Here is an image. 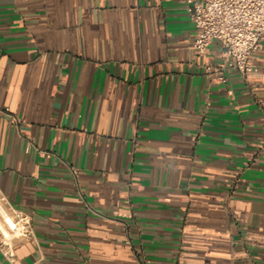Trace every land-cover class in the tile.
<instances>
[{
    "label": "crops",
    "instance_id": "obj_1",
    "mask_svg": "<svg viewBox=\"0 0 264 264\" xmlns=\"http://www.w3.org/2000/svg\"><path fill=\"white\" fill-rule=\"evenodd\" d=\"M195 32L179 0H0V189L34 231L0 264H264V42L221 80Z\"/></svg>",
    "mask_w": 264,
    "mask_h": 264
},
{
    "label": "built area",
    "instance_id": "obj_2",
    "mask_svg": "<svg viewBox=\"0 0 264 264\" xmlns=\"http://www.w3.org/2000/svg\"><path fill=\"white\" fill-rule=\"evenodd\" d=\"M196 26L194 49L197 58L207 55L216 42L225 58L224 65L205 63L209 75L214 69L225 80V70L245 76L256 69L252 58L264 42V0H179ZM18 120L17 117L13 118ZM29 141L26 151L34 146ZM76 172V170H75ZM32 215L14 206L0 189V249L11 261L16 244L33 239Z\"/></svg>",
    "mask_w": 264,
    "mask_h": 264
}]
</instances>
